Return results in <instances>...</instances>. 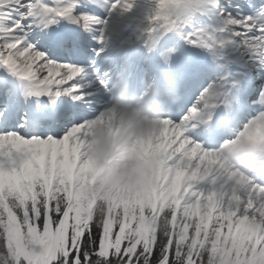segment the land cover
<instances>
[{"label": "snow or ice", "instance_id": "6c2138e0", "mask_svg": "<svg viewBox=\"0 0 264 264\" xmlns=\"http://www.w3.org/2000/svg\"><path fill=\"white\" fill-rule=\"evenodd\" d=\"M148 83L150 184L102 199L88 130ZM0 264H264V0H0Z\"/></svg>", "mask_w": 264, "mask_h": 264}, {"label": "clouds", "instance_id": "9594fccd", "mask_svg": "<svg viewBox=\"0 0 264 264\" xmlns=\"http://www.w3.org/2000/svg\"><path fill=\"white\" fill-rule=\"evenodd\" d=\"M167 11L172 16L179 14L176 9ZM168 101L169 93L151 83L139 94L127 84L115 91L109 105L112 125L98 122L88 130L87 151L102 173L96 196L103 199L117 187L136 191L149 186L153 169L140 145L154 135L158 121L167 113Z\"/></svg>", "mask_w": 264, "mask_h": 264}]
</instances>
